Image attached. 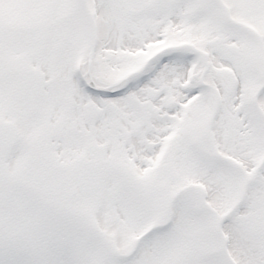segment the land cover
<instances>
[{"label":"snow or ice","instance_id":"obj_1","mask_svg":"<svg viewBox=\"0 0 264 264\" xmlns=\"http://www.w3.org/2000/svg\"><path fill=\"white\" fill-rule=\"evenodd\" d=\"M0 264H264V0H0Z\"/></svg>","mask_w":264,"mask_h":264}]
</instances>
